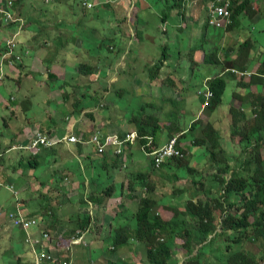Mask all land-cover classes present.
Instances as JSON below:
<instances>
[{
	"label": "crops",
	"instance_id": "1",
	"mask_svg": "<svg viewBox=\"0 0 264 264\" xmlns=\"http://www.w3.org/2000/svg\"><path fill=\"white\" fill-rule=\"evenodd\" d=\"M6 1L9 0H2V2ZM10 1L13 3L12 13L18 15L23 20L24 26L22 28L23 31H21L22 34L19 39L18 50V55L22 57V62L21 64H15L14 69L6 68L8 77L0 84V181H2L1 179H5L10 185L11 183H15L19 187V193L26 196L25 199L19 200L20 202H18L21 211H24L23 215L25 217L34 218L39 221L40 226L34 230V234L39 233L41 230L47 232L51 236L52 244H50V250L54 254L57 252V256L60 258L69 256L72 264H82L85 256L80 252L82 250L79 247L80 245H95L94 243L101 242L104 237H110L114 240L118 234L130 237L127 240V244L130 243L131 239H133L132 243L135 242L134 238L131 237L133 235L131 229L135 226L132 220H134L136 214H132L131 219H126L125 216L130 210L128 201L135 197V195L143 193L144 185L141 182L144 178L141 179L142 176L139 172L129 173L127 171L135 163L134 160L131 162L132 165L129 162V159L132 157L129 149L126 155L125 167L127 168L125 171H121L120 169L119 158L111 154L99 156L92 150V146L87 143L60 144L52 149H43L37 155L28 152L27 147L30 145L34 133L39 130L51 139L70 134H80V131L83 132L86 140L90 137L87 136L86 129L82 126L81 116H66L65 113L58 112L59 110L56 109L53 112L54 114L51 111V113L44 114L47 116L45 119L41 118V116L39 117L41 119L37 120V115L33 113L29 98L27 99L25 97L23 101L15 105V99L9 94L12 87H17L21 84L22 74H25L26 80L30 82L25 83L28 93L29 91H33L31 83L35 84L34 77L36 75L43 76V74L31 70L38 71L44 65L47 47L62 49L63 46H67L68 48H74L76 50L80 49L82 47L80 45H84L86 41L83 37L80 40L77 36L81 34V21L87 19L89 14L87 12L79 13L77 11L65 10L64 0H60L59 8L55 11L44 10L37 3L39 1V3L50 4L54 0ZM90 1L95 2L100 0ZM167 1L140 0L139 3H136L135 13L140 9V17H147L149 11L153 10L155 13L157 11L156 6L158 4H165ZM249 1L252 3L254 12L247 15L250 19L253 16L251 21L257 26V24L264 20V0ZM35 2L36 5L33 6ZM200 2L201 11L198 12H200L199 15L202 17L201 30L203 31V27L207 23V1L193 0L190 3L194 6V4ZM194 11L174 9L170 13L173 16L169 15V17H166V22L163 24L168 28V23L171 22V28L170 30L168 29V33L172 39L174 35L180 36L184 33V30L181 32L179 29L183 26L184 19L189 18V15L193 14ZM178 12L182 13L181 16ZM159 16L162 18L165 15L163 13ZM50 20H54V22H50ZM14 30L9 27L0 30V59L5 53V42L11 37ZM86 30L93 37H98V28L90 27ZM222 31L223 33L218 35L219 38L217 41L220 43L219 50L224 51L225 54L224 57L222 55L218 56L219 62L216 61L217 64H214L220 68L217 75H214V71L212 72L211 70L206 72L202 86L205 82H210L217 76H223L226 83L232 80L234 85L232 88L233 97L231 103L228 104L229 107L221 108L222 106H220L215 110H209L207 108L204 110L202 109L204 100L196 93V99L200 103L199 109L202 110L189 121V125L185 126L186 123L180 125L177 122H169V120L163 123L159 120L161 129L157 136L155 138L153 137V149L160 148L171 138L177 137L178 146L185 153V164L190 169L199 171L200 173L202 172L204 175L203 178L205 176H216L218 172L223 170L222 167L225 161L232 167L229 175H224L227 179L230 178L233 170L237 169L236 165L240 162L238 161L240 158L239 151L244 149L240 136L246 132L244 126L253 122L252 112L255 107V98L264 97V85L260 84L261 81H256L261 78L248 77L249 74H257L261 64L264 63V55L260 54L258 49H255L256 43L253 42L252 38H250L252 41L250 49L243 48L239 51L233 45L229 46L226 34L234 37L236 33V40L241 35L235 32L237 29H233L232 31L222 29ZM206 33L207 29L204 32V37L208 41ZM256 33H258L257 29L255 30ZM260 33L262 34V32ZM51 34H57V38L55 39ZM233 39H231V42ZM93 42L98 41L91 40L89 42L91 46ZM209 44V48L214 47L213 50H216L218 47L215 44ZM203 49L205 52L202 53L201 58L200 56L198 59H195V57L191 59L190 57V60H193V64L196 66L206 65L209 67L212 64L205 58L208 53L205 48ZM174 55L177 59L173 60L169 56V60L165 63L168 67L165 66L163 69L164 72L167 73L166 68H170V64H168L170 61H182L183 55L180 52ZM200 63L203 64L201 65ZM55 65L52 64V66ZM233 70L241 74L236 75L233 73ZM171 71L173 70L169 69V72ZM49 72L53 73L51 70ZM179 72L177 71L175 74L178 75ZM169 74L172 75L173 73L171 72ZM242 74L246 76H242ZM154 87L155 85L145 84L141 88L147 97L152 98ZM164 88L165 86L162 85V89ZM227 91L228 85L226 87ZM172 93L174 91L171 90ZM163 97L160 94L157 95V98ZM192 107L196 109L197 105H193ZM185 113V111L182 112V114ZM200 113L201 115H199ZM9 116L10 118L8 120L7 117ZM56 120H61V124L57 125L55 123ZM208 125H211L220 135V140L218 141L220 148L215 151L217 161L210 158V155L206 151V145L200 147V144H198L199 141H205V128ZM226 125L229 128L226 129ZM102 127L104 129H100V132L104 134H123L115 124L112 126L113 129H109L108 124ZM115 128L117 129L115 130ZM61 131H63L62 135H60ZM126 132L129 131L124 130V133ZM220 150L225 154H219ZM212 162L217 163L220 167H212ZM166 167L172 172V177L180 170L173 164ZM166 167L164 168L166 169ZM207 169H209V173H207ZM151 178L153 177L147 179L150 180ZM188 181L186 180L185 182ZM105 193L109 194V197H105ZM206 193L209 194L210 192L206 191ZM75 206H83L84 209L91 211L86 214L83 208ZM91 212L94 214L92 215ZM5 216L2 215L0 217L4 218L5 223H9ZM98 219L101 221L98 222ZM1 226L2 221L0 220ZM19 233L21 241L25 245L24 233L22 231H19ZM75 236H78L77 238L80 239V242L71 244V238ZM14 239L15 237L11 234L9 240L12 241ZM122 240H125V238H122ZM63 241L66 243L61 245ZM110 249L115 250L116 247L111 245ZM79 252L81 255H79ZM5 253L0 252V255H5ZM73 253L74 255H72ZM129 254L133 257V254L130 252ZM135 256L136 258L140 257L139 253L137 255L136 252L134 258ZM128 259L127 251L124 250L121 260L126 262Z\"/></svg>",
	"mask_w": 264,
	"mask_h": 264
},
{
	"label": "rangeland",
	"instance_id": "2",
	"mask_svg": "<svg viewBox=\"0 0 264 264\" xmlns=\"http://www.w3.org/2000/svg\"><path fill=\"white\" fill-rule=\"evenodd\" d=\"M192 1L193 0H183L181 8L180 6L176 7L177 10L183 9L185 11V9H188L190 11H195L193 14L189 15V18L184 19L183 28L181 27L179 29L181 32L184 30V33L180 36L174 35L173 39L168 33V29L170 30L171 28V22L168 23V28H166L159 15L171 13L168 12V6L176 5V0H168L165 4H158L155 13L151 10L148 16H143V18L139 15L140 9L135 13V6L132 1L130 5H128L127 0H121L119 4L114 5L111 11L107 10L103 13V7L99 9L96 8L98 12L97 15L94 14L96 13L95 11L84 10L81 7L75 8L63 1L66 8L65 10L77 11L79 13L87 12L89 14L87 19L81 21V34L77 36L80 40L81 37H83L86 41V46L82 44L80 45L82 47L77 50L68 48L67 46H63L62 49L47 47L44 65L40 67L38 71L31 70L43 74V76L36 75L34 77L35 84L31 83L33 91H29L28 93L25 83L29 81L26 80L25 74H22L21 84L17 87H12L9 93L10 96L15 99V105H18L25 97L27 99L29 98L33 113L37 115V120L41 118L45 119L47 116L44 114L51 113V111L53 113L56 109L59 110L58 112L65 113L66 116L72 117L74 105L77 106L78 109L83 108L85 111L81 113V115H74L76 117L81 116L82 126L86 129L87 136H91L94 132L100 131V129L103 128L102 126L107 124L109 129H113L112 126L115 124L122 133H124V130L134 131L136 123H140L139 119L136 117L143 114L144 118L140 120L141 122L146 120L149 115H152L163 123L169 120V122H177L180 125L186 123L185 126H188L189 121L202 110L199 109L200 103L196 99V93L204 87L202 83L205 73L211 70L212 72L214 71V75H217L220 68L217 65H211L209 67L206 65L196 66L193 64V60H190V57L191 59L194 57L198 59L199 56L201 58L202 53L205 52L203 48L207 50L208 54L209 52H211L210 54L216 53L218 56L222 55V57H224L225 54L224 51L219 50L220 43L217 41L219 38L218 35L222 34L223 31L214 28L207 29L206 27H203L204 29L202 31V17L199 15L200 12H198L201 11V2L193 6L190 3ZM36 2L33 6L36 5ZM37 3L44 10L55 11L59 8L60 0H54L50 4L39 3V1ZM181 14L182 13H179L180 16ZM170 16H173V14ZM50 22H54V20H50ZM136 22L138 23L137 26ZM50 27L56 28L53 26ZM90 27L98 28V37H93L86 30ZM135 27L144 31L143 41L145 42H140V45L136 38ZM206 29L208 41H206V37H204ZM256 29L258 33L255 34ZM235 32L239 33L241 37L236 40V33L234 37L230 34H226L229 46L233 45L235 49L240 51L244 48L247 39L250 40V38H252L253 42L256 43L255 49H258V52L264 55V20L256 26L249 17L243 16L241 17V25ZM260 32H262V34ZM51 35L55 39L57 38V34ZM120 35L125 42V53L120 59H116L115 62H113V53H110L108 49L110 48V50H112L115 48L113 40ZM232 38L234 39L231 42ZM19 39L20 36L17 38L18 44ZM91 40L98 42H93L91 46L89 43ZM209 43L218 46L217 49L213 50L214 47L209 48ZM163 46H165L167 54L173 60L177 59L174 54L180 52L183 55L182 61H170L168 63L170 64L169 69L173 70L171 71L173 74L166 76V74L164 75L162 72V77H158L155 81H151L148 78L149 75L156 74L155 66L163 60ZM168 60L163 61L164 66H167L165 63ZM52 64L56 65L52 66ZM82 65L96 68V71L87 76L80 71V66ZM169 69L166 68L167 73H171ZM174 69L180 71L178 75L175 74L177 71ZM50 70L53 71L52 74L58 79H51L47 76ZM145 84L155 85L152 98L147 97L145 95L146 93L141 88ZM61 85L64 87L63 91L62 88H60ZM162 85L165 86L164 89H162ZM227 85L228 91L225 92L221 108H228V104L232 101V88L234 86L232 80L227 81ZM171 90L174 91V93L171 94ZM67 94L69 95V99L65 100L64 96ZM154 94H160V96L164 97L157 98V95ZM193 105H197V108H193ZM160 108H162L161 111ZM184 111L186 113L182 114ZM259 112L264 113V109ZM199 115H201V113ZM7 118L9 120L10 116ZM227 128H229L228 125H226V129ZM116 129L117 128H115V130ZM80 132V135H83V132ZM186 137L189 138L188 136ZM240 137H244V135ZM84 139L86 138L84 137ZM140 149L141 147L136 144L129 147L132 154L129 162L132 165L131 162L134 160L135 163L127 171L129 173L139 172L142 176L141 179L145 177L153 178L144 181V191L142 194L135 195V197L128 201L130 210L125 216L126 219H131V215L138 212L143 196H153L154 199L152 200H154L156 204L152 214L155 216L157 215L165 221H171L176 211L180 213L184 212L185 205L189 200L198 199L206 201V191L215 187L214 183L216 180L212 179L211 176H205L203 178V183L205 184L204 190L193 187L192 182H190L191 177L187 179V169H180L176 172V175L180 178H174V175L172 177V172L168 170L167 167L166 169L164 167L160 169L156 168L153 165L152 157L146 156ZM243 151L244 149L239 151V159L245 158ZM263 155L264 153L262 156ZM179 159H184L186 162L185 156ZM126 168L120 169L121 171H125ZM207 173H209V169H207ZM202 175L193 176L199 180L204 176ZM183 178L189 181L185 182L186 180ZM1 180L0 182L3 188L0 190V193L2 192L0 195V216L6 215L8 217L10 212L15 211V202L25 199L26 196L19 193V187L15 183H11L10 185L7 180ZM147 186L148 191H146ZM8 187L12 190H9ZM75 207L83 208V206ZM83 210L86 214L91 211L84 208ZM21 212L24 213V211ZM91 213L92 215L94 214L93 212ZM6 216L5 218L7 220ZM0 220L2 221V226L0 227V247L2 248L0 252H6L5 255H0V264H33V257L29 248L22 243L19 230L10 225V223H5L4 218L0 217ZM98 220V222L101 221L100 219ZM132 221L135 223V218ZM220 228L221 226L218 224V229L220 230ZM11 234L15 237L12 241L9 240ZM132 241L133 239L130 240L129 244L125 243L116 246L115 250L110 249L111 245L114 244L113 238L110 237H104L101 242L94 243L95 245H80L79 247L82 249L80 252L85 256L82 264H143L142 251L138 249L139 243H132ZM223 241L224 240L220 237L217 239V244L214 247L215 250L211 253H207L208 255L202 256L201 264H207V262H210V264H225V261H219L227 245V242ZM171 247L175 254V259H177L176 264H198L195 260L193 261L190 259L191 255H188L183 240L175 238L171 243ZM200 247L201 246L198 247L194 245V255L197 254ZM218 247H220V249H218L219 253H216ZM236 248H238V246H236ZM249 249L254 250V247L250 246ZM124 250L127 251V256L129 258L126 262L121 260ZM80 252L79 255H81ZM129 252L133 254V257L130 256ZM135 252L137 255L139 253V258H136V256L134 258ZM72 255H74V253ZM259 263L264 264V260L259 261Z\"/></svg>",
	"mask_w": 264,
	"mask_h": 264
},
{
	"label": "trees",
	"instance_id": "3",
	"mask_svg": "<svg viewBox=\"0 0 264 264\" xmlns=\"http://www.w3.org/2000/svg\"><path fill=\"white\" fill-rule=\"evenodd\" d=\"M64 1L75 8L81 7L84 10L95 11L96 13L94 14L96 15L98 14L96 8L99 9L103 7V13L107 10L111 11L114 5L120 3V1L113 2V0H110L109 2L108 0H100L93 2L95 6L88 9L83 5L84 0ZM104 1L106 3L102 4ZM139 1L140 0L136 1L134 6H136V3H139ZM127 3L130 5L131 0H127ZM175 3L176 5L168 7V12H171L178 6L181 8L183 0H176ZM231 11L232 22L226 27L227 29L225 28L227 31L237 29L241 25V17H249L247 14L254 12V8L249 0H234ZM164 15L165 16L162 18L159 16L163 23L166 22V17H169L170 13H164ZM13 17L19 18L18 15L15 14H13ZM252 18L253 16L251 19ZM137 25L138 23L136 22V26ZM16 26L17 25L13 24H5L3 16L0 15V29L5 27L15 29ZM205 27L207 29L211 28L207 23ZM135 31L138 42H145L143 41L144 31L140 30L138 27H135ZM113 45L115 46V48L112 49L113 51L110 50V48L108 51L113 53V62H115L116 59H120L125 53V42L122 40L121 35L115 37ZM251 45L252 41L248 40L244 45V49H250ZM162 49L163 60L156 64V74L149 75L148 78L151 81H155L160 77L162 72L164 75L166 74V76L169 74L163 70L165 68L163 61L168 60L169 55L167 54L165 46H163ZM205 58L212 65L217 64L218 55L216 53L206 54ZM80 71L89 76L96 71V68L82 65L80 66ZM50 73L47 74L48 77L51 79H58L54 74ZM263 76L264 63L261 64L257 74L251 76V78H261L256 81H261L260 84L264 85V81L262 80ZM209 85L214 96L207 109L215 110L222 106L227 83L223 76H217L209 82ZM60 88H62L63 91L64 87L62 85ZM64 99H69V95H65ZM254 103L253 115L256 113V110L261 111L264 109V97H256ZM84 111L83 108L78 109L77 106L74 105L72 114L81 115ZM136 118L139 119L140 123H136L134 131L137 132L139 137L137 144L140 146L147 143V139H144L145 137L155 138L161 127L159 125V119L152 115H149V117L142 122L140 120L144 118V114ZM55 123L59 125L61 124V120H56ZM244 128L246 132L243 134L244 137H241V142L244 145L243 147L245 150L243 154L245 158L242 157L243 159L238 160L240 162L236 165L237 169L233 170L229 179L224 176L229 175L232 170V167L227 163L223 165L222 171L212 177V179L216 180L214 183L215 187L208 190L210 192L209 195L206 193V201L198 199L189 200L185 205L184 212L180 213L176 211L171 221H165L157 215L155 216L152 214L156 204V202L152 200L154 199L153 196H143L140 202L141 206L135 215V226L131 229L133 234L131 237L134 238L136 243H139L138 249L142 251L143 264H176L177 259H175V254L171 247V243L175 238L184 241V247L188 255H191L190 259L193 261L195 260L198 264H201L202 256L208 255L207 253H211L215 250L214 247L219 237L224 240L223 242H227L225 252L222 256L223 259L220 256L219 261H225V264H260L259 261L264 260V159L261 153L264 148V113L259 112L257 119H254L250 124H246ZM205 129V141H199L198 144H200V147L206 145V151L210 155V158L217 161L215 151L220 148L218 144L220 135L211 125H208ZM62 133L63 131H61L60 135H62ZM147 150L150 152L151 148ZM219 154L225 153L220 150ZM170 164H173L178 169H187L188 178L191 177L193 187L204 190L205 184L203 183V177L197 180L195 176H193L202 175V173L188 168L184 159L172 158L165 162L160 168L170 166ZM211 166L220 167V165H217L215 162H212ZM174 178L180 177L175 174ZM145 180H147V177L143 179L142 184ZM146 189V191H148V186ZM105 194V197H109V194ZM218 224L221 226L220 230L218 229ZM122 238H125V240H122ZM128 238L130 237L118 234L114 238L113 245L116 247L125 244ZM65 243L66 242L63 241L61 245ZM194 245L198 247L201 246L196 255H194ZM236 246H238L239 249L236 248ZM250 246L254 247V250L249 249ZM218 249H220V247L217 248L216 253H219ZM66 258L70 260L69 256L60 259ZM207 264H210V262H207Z\"/></svg>",
	"mask_w": 264,
	"mask_h": 264
},
{
	"label": "built area",
	"instance_id": "4",
	"mask_svg": "<svg viewBox=\"0 0 264 264\" xmlns=\"http://www.w3.org/2000/svg\"><path fill=\"white\" fill-rule=\"evenodd\" d=\"M110 2V0H108ZM121 0H113L118 2ZM133 5L138 0H131ZM207 1V24L214 29H225L232 22V6L234 0H205ZM106 3L105 1L102 4ZM83 5L91 9L95 6L93 2L88 0L83 1ZM13 8L12 1L2 2L0 0V15L3 16L5 24L17 25L11 37L5 42V53L0 59V84L3 83L7 77V69H14L15 64H21L22 57L18 55L19 44L17 38L21 36L24 22L20 18L13 17L11 9ZM233 73L238 75V71L233 70ZM241 74V73H239ZM255 74H249L248 77ZM242 76H246L242 74ZM264 80V76L262 77ZM198 96L204 101L202 103V109H206L211 99L213 98V92L210 88L209 81L204 83L203 89H200ZM259 110L253 115L254 119H257ZM85 135L70 134L63 137H55L51 139L40 130L34 133L30 145L27 147L28 152L33 155H37L43 149H52L60 144H89L92 146V150L99 156L111 154L114 157L120 159V168H126V155L129 147L133 144H137L139 139L137 132L129 131L123 134H104L100 131L94 132L88 140L84 139ZM86 138V137H85ZM147 143L140 145L141 150L148 156H151L156 168H160L165 162L172 158H183L185 155L183 150L178 146V138H171L164 146L153 149V138L145 137ZM138 145V144H137ZM148 148L151 151L148 152ZM0 188H3L0 182ZM9 188V187H8ZM9 190H12L9 188ZM8 222L14 228L24 233V243L29 248L33 257V264H72L71 260L60 259L57 256V252L54 254L50 250V244L52 240L50 235L45 231H40L34 234L40 225L39 221L34 218H27L21 212L19 202H16L15 211L10 212L7 217ZM75 236L72 239L71 244L80 242V239Z\"/></svg>",
	"mask_w": 264,
	"mask_h": 264
}]
</instances>
